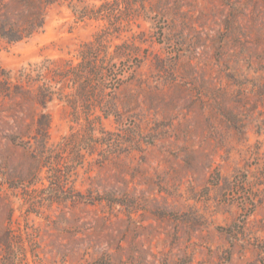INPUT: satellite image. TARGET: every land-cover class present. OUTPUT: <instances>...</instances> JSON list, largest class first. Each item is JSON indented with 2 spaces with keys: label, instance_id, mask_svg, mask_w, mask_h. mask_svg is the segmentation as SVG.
<instances>
[{
  "label": "rangeland",
  "instance_id": "rangeland-1",
  "mask_svg": "<svg viewBox=\"0 0 264 264\" xmlns=\"http://www.w3.org/2000/svg\"><path fill=\"white\" fill-rule=\"evenodd\" d=\"M39 12L0 36V264H264V0Z\"/></svg>",
  "mask_w": 264,
  "mask_h": 264
},
{
  "label": "trees",
  "instance_id": "trees-1",
  "mask_svg": "<svg viewBox=\"0 0 264 264\" xmlns=\"http://www.w3.org/2000/svg\"><path fill=\"white\" fill-rule=\"evenodd\" d=\"M54 2L56 0H14V6L12 7L13 3L10 1L9 7L5 4L4 0H0V36L10 42L21 41L29 37L35 29L43 26L42 17L39 12L40 8L46 5V3L52 4ZM20 8H24L25 12H18ZM11 10L13 16H17L15 22L10 20Z\"/></svg>",
  "mask_w": 264,
  "mask_h": 264
}]
</instances>
